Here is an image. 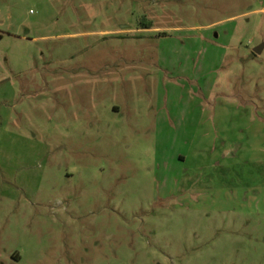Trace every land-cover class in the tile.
Segmentation results:
<instances>
[{
    "label": "rangeland",
    "instance_id": "1",
    "mask_svg": "<svg viewBox=\"0 0 264 264\" xmlns=\"http://www.w3.org/2000/svg\"><path fill=\"white\" fill-rule=\"evenodd\" d=\"M259 115L264 0H0V264H264Z\"/></svg>",
    "mask_w": 264,
    "mask_h": 264
},
{
    "label": "crops",
    "instance_id": "2",
    "mask_svg": "<svg viewBox=\"0 0 264 264\" xmlns=\"http://www.w3.org/2000/svg\"><path fill=\"white\" fill-rule=\"evenodd\" d=\"M258 109H260L261 107L260 106H257ZM259 120L256 119L252 122V128H254V131H253V135L257 136V137H260V136H264V116H261L259 115ZM233 127H236L237 131L239 132L238 129H240V131L242 132L244 130V123H236V125H232ZM240 132V133H241ZM243 133V132H242ZM235 135H237V133H235ZM226 138V135L223 136V140ZM233 139H236V137H232ZM264 142V141H263ZM231 143L232 144H236L238 143V139L237 140H231ZM234 147V146H233ZM232 147V148H233Z\"/></svg>",
    "mask_w": 264,
    "mask_h": 264
},
{
    "label": "water",
    "instance_id": "3",
    "mask_svg": "<svg viewBox=\"0 0 264 264\" xmlns=\"http://www.w3.org/2000/svg\"><path fill=\"white\" fill-rule=\"evenodd\" d=\"M261 50H262V46H259V47L256 48L257 52H260Z\"/></svg>",
    "mask_w": 264,
    "mask_h": 264
}]
</instances>
